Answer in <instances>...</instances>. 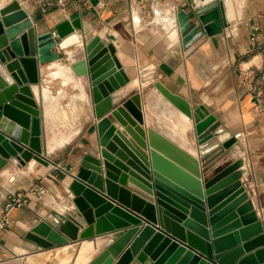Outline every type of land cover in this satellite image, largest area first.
<instances>
[{
    "label": "crops",
    "instance_id": "crops-1",
    "mask_svg": "<svg viewBox=\"0 0 264 264\" xmlns=\"http://www.w3.org/2000/svg\"><path fill=\"white\" fill-rule=\"evenodd\" d=\"M191 2L65 0L63 7L53 4L44 9L41 0H0L4 13L15 9L14 3L22 6L38 34L54 30L66 19L78 20L81 26L76 28L77 36L69 37L67 47H53L58 58L39 63L40 82L31 84L41 111L43 157L48 163L32 158L20 165L11 157L0 164V208L10 192L27 198L25 205L10 210V223L0 229V264H113L115 252L125 248V243L119 245L124 231L53 247H41L27 234L39 220L51 223L54 215L71 213L65 186L83 155L97 145V120L111 116V109L134 93L140 94L148 147L136 143L114 118L120 137L135 150L150 154L147 128H155L185 150L195 151L202 175L210 179L242 170L241 180L264 232V104H257L251 89L264 73V0H221L227 22L223 33L204 34L186 49L176 14L189 12ZM254 27L257 42L251 40ZM95 35L114 46L130 79L110 94L112 105L100 111L92 99L84 50L85 42ZM247 71L255 75L245 81ZM156 82L185 99L193 110L203 107L214 115L216 140L201 149L194 119L170 103ZM235 136L236 142L224 147V141ZM127 182L135 186L129 178ZM84 226L78 223V233ZM108 238L105 246H99Z\"/></svg>",
    "mask_w": 264,
    "mask_h": 264
},
{
    "label": "water",
    "instance_id": "water-1",
    "mask_svg": "<svg viewBox=\"0 0 264 264\" xmlns=\"http://www.w3.org/2000/svg\"><path fill=\"white\" fill-rule=\"evenodd\" d=\"M13 5L15 9L6 13L0 9V164L11 157L20 165L32 158L47 164L41 111L31 84L40 82L39 63L58 58L53 47H67L81 26L78 20L66 19L38 34L27 11ZM176 19L186 49L204 34L223 33L227 24L221 0H192L191 10H179ZM84 50L92 99L100 111L112 105L110 94L130 79L114 46L99 35L85 42ZM155 86L194 119L201 149L216 140L214 115L203 107L193 110L159 82ZM141 107L140 94L134 93L112 108L111 116L97 120V145L83 155L65 186L71 213L56 214L51 223L39 220L27 237L41 247H53L124 231L119 243L125 248L115 252L113 264H264L263 227L241 180L243 171L210 179L202 175L197 155L151 127L150 154L135 150L120 137L113 119L147 149ZM236 140L231 137L223 145L228 148ZM83 222L78 233V223Z\"/></svg>",
    "mask_w": 264,
    "mask_h": 264
},
{
    "label": "built area",
    "instance_id": "built-area-1",
    "mask_svg": "<svg viewBox=\"0 0 264 264\" xmlns=\"http://www.w3.org/2000/svg\"><path fill=\"white\" fill-rule=\"evenodd\" d=\"M64 1L65 0H41L44 9L47 6L57 4L59 6H64ZM264 15V11H263ZM254 31L251 35V40L254 42L258 41V28L254 27ZM261 42L264 45V30L261 31ZM255 74L252 71H247L244 74V80H249L251 77H253ZM260 83L257 85H253L251 87L253 96L255 98V101L257 102L258 105L264 104V73L261 74L260 76ZM264 125V123H263ZM236 137V136H235ZM239 137V135L237 136ZM27 202L26 195H24L21 192L18 193H9L8 194V200L7 202L1 206L0 208V229H3L7 224L10 223V217H9V212L13 207H19L25 205Z\"/></svg>",
    "mask_w": 264,
    "mask_h": 264
},
{
    "label": "bare ground",
    "instance_id": "bare-ground-1",
    "mask_svg": "<svg viewBox=\"0 0 264 264\" xmlns=\"http://www.w3.org/2000/svg\"><path fill=\"white\" fill-rule=\"evenodd\" d=\"M195 152V151H194ZM194 152H192V153H194ZM127 178V177H126ZM128 180V179H127ZM109 240V238L108 239H106V240H104V241H102V243H100V245L99 246H105V244L107 243V241ZM122 243H119V245H121ZM119 245H115L114 246V248L117 250V248L119 247ZM143 258V257H142Z\"/></svg>",
    "mask_w": 264,
    "mask_h": 264
}]
</instances>
